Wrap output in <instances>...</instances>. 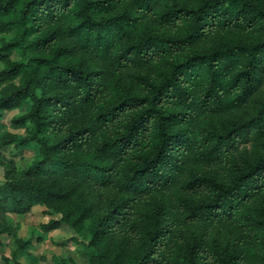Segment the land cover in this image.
<instances>
[{"label": "trees", "instance_id": "16d2710c", "mask_svg": "<svg viewBox=\"0 0 264 264\" xmlns=\"http://www.w3.org/2000/svg\"><path fill=\"white\" fill-rule=\"evenodd\" d=\"M0 64V111L27 106L0 235L42 204L88 264H264V96L229 118L264 86V0H0Z\"/></svg>", "mask_w": 264, "mask_h": 264}, {"label": "rangeland", "instance_id": "374dc122", "mask_svg": "<svg viewBox=\"0 0 264 264\" xmlns=\"http://www.w3.org/2000/svg\"><path fill=\"white\" fill-rule=\"evenodd\" d=\"M5 35L9 37L12 35V32H8ZM263 96L264 86L261 90L255 92L244 104L229 113V118H241L244 120L251 118L258 112ZM26 107V105H22L12 110L0 111V133L9 130L18 134H24V129L13 127L10 119L14 114L23 113ZM248 135V141L242 143L241 154L253 157L258 153H262L264 134L256 136L254 128L251 127V134ZM35 153L36 149L34 146L21 148L10 145L1 149L2 158L4 160H12L18 168H24L34 158ZM2 180L3 166L0 165V182ZM37 208V210L30 211L29 214L23 215L21 219L17 218L15 215L7 216V222L11 229L10 232L2 233L0 237L4 241L3 250L9 257L2 255L0 262L3 263L6 261L8 263L10 261L12 264H15L17 261L22 264H88L84 248L81 244L83 237L77 236L74 232H72L73 238L68 237L67 229L63 227V229L58 231V234L54 232V236L48 239L52 231L44 232L39 224L50 218L58 217L59 215L51 211L50 213L44 212L42 209L44 208L45 210L44 205H39ZM37 236H39V240L36 239ZM14 238L23 240L32 239L31 242L25 246L21 254L15 257L10 250L11 242ZM68 257L73 260V263L70 261H62L63 258Z\"/></svg>", "mask_w": 264, "mask_h": 264}, {"label": "crops", "instance_id": "0c3cea01", "mask_svg": "<svg viewBox=\"0 0 264 264\" xmlns=\"http://www.w3.org/2000/svg\"><path fill=\"white\" fill-rule=\"evenodd\" d=\"M39 205H42V204H39ZM39 205H35V206H33L32 208H31V212L33 211V210H37L38 208L37 207H39ZM41 207V206H40ZM45 207V206H44ZM40 209V208H39ZM43 210H44V208H42ZM30 211L29 212H27V213H25V214H14V213H8L7 214V216H12V215H15V216H17V218H19V219H21V217L23 216V215H26V214H29L30 213ZM59 215V214H58ZM59 217V216H58ZM55 218H57V217H55ZM49 220V219H48ZM47 220V221H48ZM47 221H45V222H47ZM21 222V221H20ZM45 222H41V223H45ZM22 223V222H21ZM40 223V224H41ZM39 224V225H40ZM63 227H65L66 229H67V233H68V237H74L73 236V234H72V232H73V230L67 225V224H62L59 228H56V229H54V230H51L52 231V233L51 234H49L50 236H48V239H49V237H53L54 235H53V233L54 232H56L57 234L59 233L58 231L60 230V229H63ZM51 231H49V232H51ZM57 236H59V235H57ZM75 239V238H74ZM4 246V241H3V239L0 237V258H1V256L2 255H4V256H6V257H9V255L7 254V253H5L4 252V250H3V247ZM16 249V244H15V241H14V239H12V242H11V251L13 252L14 250ZM22 252V251H21ZM21 252L19 253V254H21ZM69 258V257H68ZM20 261V260H19ZM1 263V262H0ZM9 264H12V262H10L9 261Z\"/></svg>", "mask_w": 264, "mask_h": 264}]
</instances>
